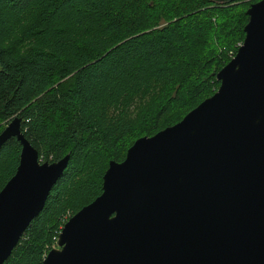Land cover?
Segmentation results:
<instances>
[{
  "label": "trees",
  "instance_id": "1",
  "mask_svg": "<svg viewBox=\"0 0 264 264\" xmlns=\"http://www.w3.org/2000/svg\"><path fill=\"white\" fill-rule=\"evenodd\" d=\"M259 0H0V132L14 118L41 163L69 155L3 264H42L66 221L102 193L111 161L218 89ZM21 146L0 148V191Z\"/></svg>",
  "mask_w": 264,
  "mask_h": 264
},
{
  "label": "water",
  "instance_id": "2",
  "mask_svg": "<svg viewBox=\"0 0 264 264\" xmlns=\"http://www.w3.org/2000/svg\"><path fill=\"white\" fill-rule=\"evenodd\" d=\"M246 15L217 91L111 161L102 193L66 221L42 264H264V0ZM20 126L14 118L0 132V148L21 146L0 191V264L69 162L41 163Z\"/></svg>",
  "mask_w": 264,
  "mask_h": 264
},
{
  "label": "built area",
  "instance_id": "3",
  "mask_svg": "<svg viewBox=\"0 0 264 264\" xmlns=\"http://www.w3.org/2000/svg\"><path fill=\"white\" fill-rule=\"evenodd\" d=\"M57 239H58V238H56V240H55V244H57ZM55 248H56V247H55Z\"/></svg>",
  "mask_w": 264,
  "mask_h": 264
},
{
  "label": "rangeland",
  "instance_id": "4",
  "mask_svg": "<svg viewBox=\"0 0 264 264\" xmlns=\"http://www.w3.org/2000/svg\"><path fill=\"white\" fill-rule=\"evenodd\" d=\"M244 2H246V0H243Z\"/></svg>",
  "mask_w": 264,
  "mask_h": 264
}]
</instances>
